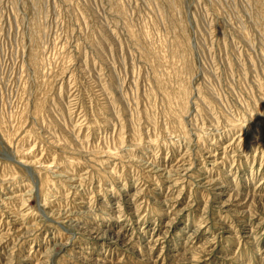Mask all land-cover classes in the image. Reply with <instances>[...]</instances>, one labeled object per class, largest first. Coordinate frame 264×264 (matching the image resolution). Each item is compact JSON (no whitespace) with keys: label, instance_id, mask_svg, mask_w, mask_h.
I'll use <instances>...</instances> for the list:
<instances>
[{"label":"rangeland","instance_id":"374dc122","mask_svg":"<svg viewBox=\"0 0 264 264\" xmlns=\"http://www.w3.org/2000/svg\"><path fill=\"white\" fill-rule=\"evenodd\" d=\"M0 264H264V0H0Z\"/></svg>","mask_w":264,"mask_h":264},{"label":"bare ground","instance_id":"6f19581e","mask_svg":"<svg viewBox=\"0 0 264 264\" xmlns=\"http://www.w3.org/2000/svg\"><path fill=\"white\" fill-rule=\"evenodd\" d=\"M6 202V201H5ZM12 212V211H11Z\"/></svg>","mask_w":264,"mask_h":264}]
</instances>
